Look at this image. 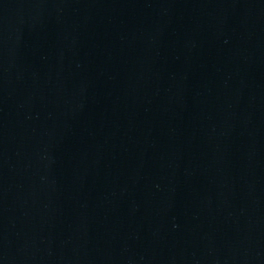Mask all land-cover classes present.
I'll list each match as a JSON object with an SVG mask.
<instances>
[{"label":"water","instance_id":"95a60500","mask_svg":"<svg viewBox=\"0 0 264 264\" xmlns=\"http://www.w3.org/2000/svg\"><path fill=\"white\" fill-rule=\"evenodd\" d=\"M0 264H264V0H0Z\"/></svg>","mask_w":264,"mask_h":264}]
</instances>
